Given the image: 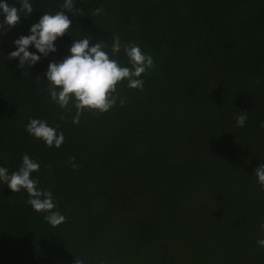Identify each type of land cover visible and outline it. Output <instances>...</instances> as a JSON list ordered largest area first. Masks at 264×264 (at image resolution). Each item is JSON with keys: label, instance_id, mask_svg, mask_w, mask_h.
<instances>
[{"label": "trees", "instance_id": "trees-1", "mask_svg": "<svg viewBox=\"0 0 264 264\" xmlns=\"http://www.w3.org/2000/svg\"><path fill=\"white\" fill-rule=\"evenodd\" d=\"M30 2L33 13L0 33V167L38 162L32 178L66 221L52 227L25 190L0 182V264H264V0H74L82 14L66 12L73 24L57 52L22 69L7 57L12 41L64 0ZM83 36L131 67L123 48L111 54L119 36L154 67L143 90L118 86L124 106L85 111L76 125L75 109L51 100L46 72ZM30 118L63 132L62 146L29 136Z\"/></svg>", "mask_w": 264, "mask_h": 264}, {"label": "clouds", "instance_id": "clouds-1", "mask_svg": "<svg viewBox=\"0 0 264 264\" xmlns=\"http://www.w3.org/2000/svg\"><path fill=\"white\" fill-rule=\"evenodd\" d=\"M18 5L9 6L7 0L0 3V13L4 16V20L0 22V33L7 34L20 24L21 13L24 14L23 18L33 13L30 0H18ZM60 8L62 10L55 14L45 12L39 21L30 27V35L15 40L17 50L12 51L7 56L8 59H18L19 67L24 69L26 65L35 66L41 56L48 57L49 54L57 52L56 41L69 34L73 24L66 12L74 17L82 14V10L75 7L74 0H64ZM102 12L103 8L93 10L94 15H100ZM30 46H34L40 55L30 52ZM106 48L108 45L103 40L98 39L91 43L90 37L83 36L74 40L69 55L60 62H51L48 66L46 77L51 100L65 113H71L75 109L73 124L80 123L85 111L107 113L116 106L117 100L120 106H124L126 100L117 95L118 86L126 80L128 88L143 90L145 81L141 77L154 67L152 55L143 53L137 44H122L119 36L113 37L111 54L117 56L123 48L131 67L121 66L116 59L110 58ZM60 118L66 121L67 115ZM247 119L248 113L241 112L237 116V127H243ZM260 127L264 129V121ZM25 129L29 136L42 140L48 147L60 148L65 141L63 132L58 133L56 128L49 126L45 120L30 118ZM69 163L73 169L79 167L75 163V157H70ZM39 169L38 162L24 155L21 166L12 174L8 173L7 168L0 167V182L6 184L14 193L25 190L29 196L27 203L36 212L47 213L44 217L46 222L52 227H57L66 221V217L55 211L57 204L51 190L39 187V179L32 178V174ZM255 176L264 190V164L255 170ZM261 229L264 230V224ZM257 244L264 247V239H259ZM76 264L84 262L77 258Z\"/></svg>", "mask_w": 264, "mask_h": 264}, {"label": "rangeland", "instance_id": "rangeland-1", "mask_svg": "<svg viewBox=\"0 0 264 264\" xmlns=\"http://www.w3.org/2000/svg\"><path fill=\"white\" fill-rule=\"evenodd\" d=\"M25 33H29L30 34V29L29 30H27ZM15 41V40H14ZM14 41H12V45H15L14 44ZM29 50V49H28Z\"/></svg>", "mask_w": 264, "mask_h": 264}]
</instances>
